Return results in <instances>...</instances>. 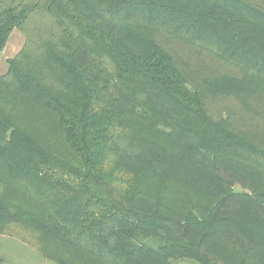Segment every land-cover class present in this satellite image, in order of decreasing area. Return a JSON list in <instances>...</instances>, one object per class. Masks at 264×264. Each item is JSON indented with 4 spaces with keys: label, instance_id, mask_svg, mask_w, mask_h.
I'll return each mask as SVG.
<instances>
[{
    "label": "trees",
    "instance_id": "1",
    "mask_svg": "<svg viewBox=\"0 0 264 264\" xmlns=\"http://www.w3.org/2000/svg\"><path fill=\"white\" fill-rule=\"evenodd\" d=\"M0 229L56 264H264V5L0 0Z\"/></svg>",
    "mask_w": 264,
    "mask_h": 264
},
{
    "label": "rangeland",
    "instance_id": "2",
    "mask_svg": "<svg viewBox=\"0 0 264 264\" xmlns=\"http://www.w3.org/2000/svg\"><path fill=\"white\" fill-rule=\"evenodd\" d=\"M264 5V0H252ZM24 36L14 29L0 52V74L7 70V59L22 47ZM37 232L18 224H9L0 229V264H56L41 251ZM174 264H197L190 259L174 261Z\"/></svg>",
    "mask_w": 264,
    "mask_h": 264
}]
</instances>
